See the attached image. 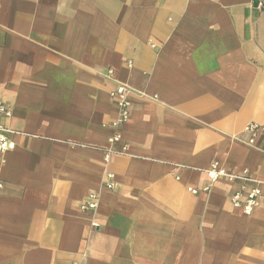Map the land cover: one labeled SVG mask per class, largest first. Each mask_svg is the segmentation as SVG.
Instances as JSON below:
<instances>
[{
    "label": "crops",
    "instance_id": "0c3cea01",
    "mask_svg": "<svg viewBox=\"0 0 264 264\" xmlns=\"http://www.w3.org/2000/svg\"><path fill=\"white\" fill-rule=\"evenodd\" d=\"M0 101V264H264V0H0Z\"/></svg>",
    "mask_w": 264,
    "mask_h": 264
},
{
    "label": "built area",
    "instance_id": "2783aa9c",
    "mask_svg": "<svg viewBox=\"0 0 264 264\" xmlns=\"http://www.w3.org/2000/svg\"><path fill=\"white\" fill-rule=\"evenodd\" d=\"M112 95L115 97L117 103L120 106V115L114 120L113 125L116 127V133L113 139L118 138L120 135L119 128L124 124L128 118L129 114V99L127 96V89L125 86L121 85L113 91ZM11 111L9 107L0 101V117H9ZM245 131L250 133V142H254L255 138L262 132H264V126L251 122L246 125ZM11 130L8 126L0 122V152L7 151L14 147V143L10 140L9 134ZM109 158V153L106 157ZM211 183L219 179L220 177H226L229 179L241 178L248 181H252L254 184L250 187H242L239 190H236L232 197L231 201L234 205L240 206L247 214H251L254 209L259 206L264 201V181L257 180L248 176L247 171H243L242 174L230 173L219 165V162L215 161L207 169ZM114 174L112 172H107L105 185L109 188L114 187L113 181ZM211 184L203 186L202 188L189 187L188 189L196 194L200 191H209ZM99 195L97 192H91L88 198L81 204L82 209L95 210L98 206ZM74 264H79L75 262Z\"/></svg>",
    "mask_w": 264,
    "mask_h": 264
}]
</instances>
